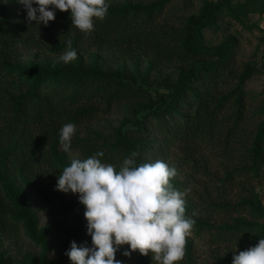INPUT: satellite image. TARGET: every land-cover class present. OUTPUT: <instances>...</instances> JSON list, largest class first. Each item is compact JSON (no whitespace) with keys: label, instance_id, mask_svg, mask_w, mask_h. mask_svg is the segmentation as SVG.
I'll use <instances>...</instances> for the list:
<instances>
[{"label":"rangeland","instance_id":"rangeland-1","mask_svg":"<svg viewBox=\"0 0 264 264\" xmlns=\"http://www.w3.org/2000/svg\"><path fill=\"white\" fill-rule=\"evenodd\" d=\"M160 1H165L163 11L156 15L151 27L158 31V40L127 45L98 44L83 39L82 47L72 45L77 51V59L68 64L59 59L64 51L53 54L44 45L11 59L13 64L27 68L81 66L89 69L95 66L104 74L121 79L135 95H122L109 104L106 100L96 102L94 118L76 128L68 152L53 139L39 142L40 152L33 170L23 181L39 185L44 199L31 192L17 173L10 175L15 185L24 191L34 221L30 226L20 222L14 237L0 234L2 264H21L29 256L38 260L43 255L40 242L43 236L48 245L44 259L51 264H62L53 237L56 228L87 225V221L78 194L56 190L59 171L73 158L84 159L80 153L81 145L94 146L98 151L108 153V147L115 144L114 135L118 130L132 135L136 122L152 111L149 106L158 98H164L179 72L193 63L178 57L183 53L179 46L185 37L188 17L199 13L203 0H106L118 6H146ZM231 7L237 11V18L225 13L201 34L200 44L205 50L216 49L226 41L233 45L231 65L218 92V97L225 99L212 117L209 129L195 140L170 142L167 146L159 133L151 129L149 120L146 121L148 127L140 134L143 142L150 143L143 163L162 160L176 169L177 175L170 183L179 191L190 189L185 197L186 216L195 219L196 223L186 244L193 248V254L177 264H231L234 254L264 239L256 229L251 232V224L262 225L264 222L251 215L250 207L251 200L257 199L264 209V160L253 166L246 158L257 127L264 119L259 112L264 104V0H231ZM65 40L73 41L72 38ZM247 66L251 73L240 81ZM0 72V99L5 101L17 94V85L13 82L16 78L7 75L3 69ZM1 127L0 120V134ZM4 151L0 145V159ZM120 163L114 164L118 168ZM62 204H74L77 210L65 211ZM45 206L50 207L46 209ZM5 210L13 215L16 213L11 203Z\"/></svg>","mask_w":264,"mask_h":264},{"label":"trees","instance_id":"trees-1","mask_svg":"<svg viewBox=\"0 0 264 264\" xmlns=\"http://www.w3.org/2000/svg\"><path fill=\"white\" fill-rule=\"evenodd\" d=\"M165 1L146 6L140 4L111 5L106 18L94 19V31L85 37L76 28H72L70 10L56 11L54 21L48 26L28 24L24 6L16 0H0V69L12 78L17 85V94H12L7 100L0 99V120L2 132L0 145L5 149L0 159V234L14 237L18 234L19 223H33L26 195L15 185L10 176L17 173L22 183L44 199L42 188L35 183L23 181L29 178L35 164V158L40 152L39 142L53 139L59 142V131L66 123H74L76 128L91 121L97 111L95 103L111 100L122 95L134 96L135 91L129 89L115 75L104 74L97 67L89 69L81 66H66L62 68H31L13 64L11 59L18 58L26 51L44 45L53 54L65 51L67 38H72V45H82L83 39L94 40L98 44H143L159 39L156 28H151L156 15L163 11ZM35 7V5H34ZM264 11V7H263ZM225 13L237 18V11L231 7V0H203L199 13L188 17L185 26V37L178 54L182 59L193 61L188 69L179 72L176 82L169 93L151 104L153 108L143 120L135 124L132 135L118 130L114 135L115 144L109 146L103 161L107 163H122L131 152L138 153L137 164L143 163L148 150L147 142H143L141 132L148 127L156 130L167 146L170 142L195 140L211 125L212 117L218 112L224 101V96L218 97L224 76L232 61L233 45L224 42L218 48L205 50L201 44L202 31L210 28ZM76 29V30H75ZM82 47V46H80ZM82 49V48H81ZM172 57V56H171ZM1 73V72H0ZM251 68L246 67L240 76V81L249 77ZM163 96V95H160ZM227 97V96H226ZM259 112L264 115V104ZM158 122L154 124L153 121ZM137 134V137L135 135ZM151 146V145H150ZM166 147L163 148V150ZM98 150L94 146L81 145L80 153L84 158ZM155 155V154H154ZM253 166L264 160V119L258 125L255 138L246 152ZM257 200V199H256ZM251 200V215L257 221L264 222V209L259 202ZM8 203L12 204L16 213L6 212ZM50 206H45L49 209ZM65 211L77 210L74 204H62ZM238 207V206H237ZM243 209V207H242ZM10 213V214H9ZM264 237V224H251V232L256 231ZM55 245L60 252V263L72 264L64 253L70 248L72 241L77 245L91 247V237L87 235V227L78 224L74 227L56 228L54 232ZM62 238V239H61ZM65 238V239H64ZM43 255L38 259L27 257L21 264H51L44 259L48 245L44 236L40 239ZM130 250V246H121L115 258L122 264H153L151 253L142 256L132 252L130 257L122 253ZM193 254V248L186 244L185 257ZM0 264L1 261H0Z\"/></svg>","mask_w":264,"mask_h":264},{"label":"clouds","instance_id":"clouds-1","mask_svg":"<svg viewBox=\"0 0 264 264\" xmlns=\"http://www.w3.org/2000/svg\"><path fill=\"white\" fill-rule=\"evenodd\" d=\"M24 6L28 24L48 26L55 20L56 11L68 12L72 28L85 37L92 34L94 19L103 21L110 4L106 0H16ZM35 5V7H34ZM59 59L68 64L77 59L72 41ZM76 131L74 123L64 124L59 131L63 151L71 149ZM105 153L97 151L87 158H73L59 171L56 190L78 194L84 205L87 221V242L72 241L64 253L72 264H122L115 258L121 246L138 251L142 256L151 253L153 264H177L185 257L187 238L195 219L186 216L185 197L190 191L177 190L170 179L177 175L162 160L137 164L138 153L133 151L117 165L103 161ZM195 215V213H193ZM231 264H264V239L234 254Z\"/></svg>","mask_w":264,"mask_h":264}]
</instances>
